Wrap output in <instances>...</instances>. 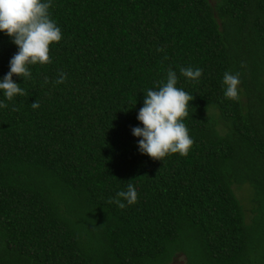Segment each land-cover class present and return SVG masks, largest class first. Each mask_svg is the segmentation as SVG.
<instances>
[{
	"label": "trees",
	"instance_id": "1",
	"mask_svg": "<svg viewBox=\"0 0 264 264\" xmlns=\"http://www.w3.org/2000/svg\"><path fill=\"white\" fill-rule=\"evenodd\" d=\"M49 12L62 31L50 62L14 75L25 93L0 107V264H264V0H51ZM16 51L0 32V77ZM170 68L193 96V144L159 160L131 128ZM225 71L239 74L236 99ZM129 182L137 200L120 208Z\"/></svg>",
	"mask_w": 264,
	"mask_h": 264
},
{
	"label": "clouds",
	"instance_id": "2",
	"mask_svg": "<svg viewBox=\"0 0 264 264\" xmlns=\"http://www.w3.org/2000/svg\"><path fill=\"white\" fill-rule=\"evenodd\" d=\"M51 0H0V32L11 38L17 51L9 59L8 71L0 77V107H5L6 100L22 96L25 89L13 77L31 79V67L37 63L50 62L49 46L59 42L62 31L51 18L49 8ZM180 73L193 81L201 77L200 67L184 66ZM67 74L63 71L56 78V83L63 82ZM178 76L174 69H169L166 81L158 87L147 88L143 104L137 112L140 122L131 128L133 136L138 137L137 147L141 154L162 160L171 153L186 155L193 144L192 137L184 122L188 107L193 99L191 93L177 86ZM240 77L238 73L225 71L222 77L223 95L236 99ZM33 109L39 108V101L31 103ZM137 190L129 182L111 198L118 207L124 208L137 200Z\"/></svg>",
	"mask_w": 264,
	"mask_h": 264
},
{
	"label": "rangeland",
	"instance_id": "3",
	"mask_svg": "<svg viewBox=\"0 0 264 264\" xmlns=\"http://www.w3.org/2000/svg\"><path fill=\"white\" fill-rule=\"evenodd\" d=\"M249 189L250 188H248L247 185L233 186V190L235 192V195L241 201V204L243 205L246 214H250V209H251V204L248 200L249 196H250L249 195V192H250ZM182 262H183V257H179L172 264H182Z\"/></svg>",
	"mask_w": 264,
	"mask_h": 264
}]
</instances>
